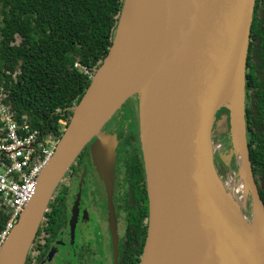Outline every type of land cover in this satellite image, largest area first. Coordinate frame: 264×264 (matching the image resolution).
Masks as SVG:
<instances>
[{
  "label": "water",
  "instance_id": "1",
  "mask_svg": "<svg viewBox=\"0 0 264 264\" xmlns=\"http://www.w3.org/2000/svg\"><path fill=\"white\" fill-rule=\"evenodd\" d=\"M132 1L123 0L108 55L71 108L70 122L35 194L0 248V264L26 263L57 188L86 147L108 184L116 142L103 130L133 96L139 101L149 193V228L140 264H187L184 258L191 252L177 245L183 213L208 264H264V233L251 230L258 219L255 207L264 217V204L249 156L245 106L256 0H168L171 24L164 29L148 24ZM227 80L231 87L221 102ZM221 108L229 112L227 150L213 140ZM215 153L228 172L234 171L233 161L237 164L236 178L245 187L238 193L245 198L239 212L231 208L237 198L231 192L234 182H223Z\"/></svg>",
  "mask_w": 264,
  "mask_h": 264
},
{
  "label": "trees",
  "instance_id": "2",
  "mask_svg": "<svg viewBox=\"0 0 264 264\" xmlns=\"http://www.w3.org/2000/svg\"><path fill=\"white\" fill-rule=\"evenodd\" d=\"M122 6L123 0H0V93L19 120L26 116L34 128L61 138L60 122L69 124L71 108L91 83L74 64L79 61L94 75L113 43ZM246 86L247 65L245 90ZM224 123L217 118L213 132L216 137L225 135L227 148L230 137ZM87 157L88 147L79 158ZM250 161L264 204L263 146L253 150ZM232 169L237 170L235 161ZM10 219L11 214L0 208V232ZM45 234L49 236L43 239ZM56 237L57 205L52 201L27 260Z\"/></svg>",
  "mask_w": 264,
  "mask_h": 264
},
{
  "label": "flooded vegetation",
  "instance_id": "3",
  "mask_svg": "<svg viewBox=\"0 0 264 264\" xmlns=\"http://www.w3.org/2000/svg\"><path fill=\"white\" fill-rule=\"evenodd\" d=\"M245 103L251 157L253 150L264 147V0L255 1ZM126 106L117 122L112 121L104 131L116 142L112 184L107 186L101 179L88 148L90 157L76 160L52 200L57 205V237L46 240L43 250L29 256L27 264H107L109 260L110 264H140L149 228V193L137 96L134 103L129 102V110ZM131 111L136 113H132L133 117ZM123 117L136 122V128H123L119 123ZM228 146L229 143L224 149ZM214 161L219 172L227 171L219 153ZM48 241L50 247H46Z\"/></svg>",
  "mask_w": 264,
  "mask_h": 264
},
{
  "label": "built area",
  "instance_id": "4",
  "mask_svg": "<svg viewBox=\"0 0 264 264\" xmlns=\"http://www.w3.org/2000/svg\"><path fill=\"white\" fill-rule=\"evenodd\" d=\"M90 78V70L79 61L74 64ZM1 91V90H0ZM0 93V208L11 219L0 232V248L20 214L35 194L39 177L55 153L58 140L34 128L26 116L20 120ZM64 125V121L60 122ZM65 126V125H64Z\"/></svg>",
  "mask_w": 264,
  "mask_h": 264
},
{
  "label": "bare ground",
  "instance_id": "5",
  "mask_svg": "<svg viewBox=\"0 0 264 264\" xmlns=\"http://www.w3.org/2000/svg\"><path fill=\"white\" fill-rule=\"evenodd\" d=\"M132 2L140 8L142 16L146 18L148 24L154 25L155 29H164L171 24L168 0H135ZM222 87L223 93L220 97L221 102L226 98L227 94H229L228 90H230L231 85L227 80L222 84ZM151 105H154V103H151ZM145 116L148 117L146 113ZM244 189L243 181H241L239 177L235 178L234 185L231 187V192L237 197L235 201L231 203V208L235 212H239L240 209L245 206V198L243 199L241 194L238 196V193ZM240 198L244 200V205L238 202ZM255 211L258 213V219L251 230L253 233L261 234L264 233L263 213L260 208L255 207ZM177 245L180 251L191 252L189 258H184L187 264H208L201 250L202 243L195 235L188 221V217L184 213L181 216L180 225L178 227Z\"/></svg>",
  "mask_w": 264,
  "mask_h": 264
},
{
  "label": "rangeland",
  "instance_id": "6",
  "mask_svg": "<svg viewBox=\"0 0 264 264\" xmlns=\"http://www.w3.org/2000/svg\"><path fill=\"white\" fill-rule=\"evenodd\" d=\"M129 102L130 103H134V96L133 97H131L130 99H128V101L122 106V108L115 114V116L109 121V123L104 127V130L103 131H105L107 128H109L110 126H109V124L113 121H116V119L118 118V117H120L121 116V112H124V109H125V106H126V110H129L127 107H128V104H129ZM134 111H131L130 112V114H131V116L133 117V113ZM135 113V112H134ZM136 114V113H135ZM131 116H128V118L129 117H131ZM218 117H221V118H225V120H226V123H224V127L226 128V130H228V128H229V112L226 110V108H221L218 112H217V115H216V118H218ZM127 119V117H123L120 121H119V123L122 125V127L123 128H131L132 129V127H135L136 128V126H137V124H136V122H135V124L133 123V122H130L129 120H126ZM117 122V121H116ZM125 122V123H124ZM215 124H216V121H215ZM64 128V125H62V129ZM225 130V129H224ZM225 138V135L224 136H222V135H220L219 137L217 136L216 137V140L214 141V146L217 144V143H219V144H221L222 143V146L224 147V139ZM88 148H90V146H88ZM216 154V153H215ZM116 156H117V152H116ZM115 162H116V160H115ZM216 165V164H215ZM115 166V165H114ZM217 168V167H216ZM218 170V169H217ZM219 172V171H218ZM237 171H233V172H228V171H225V173H224V176H223V182L227 185V186H230L231 185V183L232 182H234L233 180L236 178V176H237ZM220 174V173H219ZM101 177V176H100ZM112 177L113 176H111V178H110V180H109V182H111V184H112ZM102 179V178H101ZM103 180V179H102ZM109 182H108V184L106 183V185L108 186L109 185ZM238 202H240L242 205H244V200L242 199V198H240L239 199V201ZM250 210H251V202L248 204V213L247 214H249L248 216L251 218V213H250ZM107 264H110V260L109 261H107L106 262Z\"/></svg>",
  "mask_w": 264,
  "mask_h": 264
},
{
  "label": "clouds",
  "instance_id": "7",
  "mask_svg": "<svg viewBox=\"0 0 264 264\" xmlns=\"http://www.w3.org/2000/svg\"><path fill=\"white\" fill-rule=\"evenodd\" d=\"M91 78H92V77H91ZM2 93H4V92L2 91ZM5 98H6V97H5ZM6 103H8L9 105H11L9 101H7ZM12 111H13V109H12ZM13 112H14V111H13ZM61 127H62V124H61ZM65 127H66V126H64V128H63V132H64V130L66 129ZM58 141H59V140H58ZM57 144H58V143H57Z\"/></svg>",
  "mask_w": 264,
  "mask_h": 264
}]
</instances>
